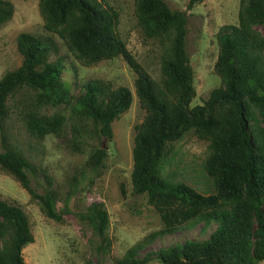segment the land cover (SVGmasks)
Masks as SVG:
<instances>
[{
	"label": "trees",
	"instance_id": "1",
	"mask_svg": "<svg viewBox=\"0 0 264 264\" xmlns=\"http://www.w3.org/2000/svg\"><path fill=\"white\" fill-rule=\"evenodd\" d=\"M202 1L188 0L187 10ZM239 2L237 23L217 33L214 72L220 84L193 107L197 92L187 49L189 17L165 0H136L134 8L143 41L158 47V78L128 49L119 33V11L98 0H39L46 35L17 37L22 62L0 78V125L15 113L38 141L52 135L67 139L81 153L89 147L86 166L94 171L105 166L108 151L102 140H112V125L131 107L133 94L95 78L74 97L62 78V58L51 59L58 51L53 37L82 66L121 58L136 75L135 92L145 117L135 126L132 192L146 198L163 227L130 247L116 264H264V33L259 30L264 27V0ZM13 13V4L0 0V27ZM187 134L207 143L203 170L211 193L163 177L173 144ZM1 137L0 169L20 183L47 218L62 222L53 178L40 170L45 185L38 194L30 181L38 169L20 146L4 133ZM80 217L100 237L101 247L109 249L104 205L94 203ZM199 222L217 224L207 240L141 255L157 238ZM34 240L25 211L0 199V264H27L22 252Z\"/></svg>",
	"mask_w": 264,
	"mask_h": 264
},
{
	"label": "rangeland",
	"instance_id": "2",
	"mask_svg": "<svg viewBox=\"0 0 264 264\" xmlns=\"http://www.w3.org/2000/svg\"><path fill=\"white\" fill-rule=\"evenodd\" d=\"M14 6L12 18L0 27V78L21 65L22 56L17 50V37L21 33L45 36L43 20L39 13V0H8ZM115 7L120 13L119 33L128 49L155 78L159 76L158 47L144 42L134 15L136 0H98ZM172 9L185 10L187 25V49L190 63L195 71L197 95L190 107L201 104L209 93L220 84L214 72L218 55L217 33L224 25L236 24L240 0H203L191 12L188 0H165ZM264 33V27H259ZM53 42L57 52L52 60L61 57L64 67L62 78L71 87L72 95H80V87L91 79L111 81L114 87L125 86L133 94L131 107L115 120L113 138L103 139L108 151L105 166L94 171L86 166L89 147L81 153L67 139L47 136L36 140L30 136L18 114H13L0 125V151L2 133L10 143L17 144L38 169L30 176L31 187L38 194L44 192V180L40 170L53 178L59 193L56 210L62 222L47 218L36 200L11 175L0 169V199L20 206L29 217L34 242L23 249L27 264H116L124 253L147 236L162 229V222L147 204L144 196L132 192L133 147L135 126L139 125L145 111L141 108L135 92L136 75L121 58L103 61L94 66H82L68 54L63 42L56 36ZM62 108V107H60ZM55 109H47L52 113ZM67 111V110H65ZM68 138L70 136L68 135ZM90 146L95 143L89 141ZM207 155V143L187 134L172 146L165 162L163 177L175 184L183 182L201 194L212 192V184L203 170ZM73 193L68 201L67 196ZM94 203H102L107 210L109 227L105 236L110 248L101 247L100 237L93 233L87 221L81 218ZM212 222L185 224L178 232L157 238L148 244L141 255L167 246L183 247L185 241H205L216 228ZM106 248V247H105Z\"/></svg>",
	"mask_w": 264,
	"mask_h": 264
}]
</instances>
